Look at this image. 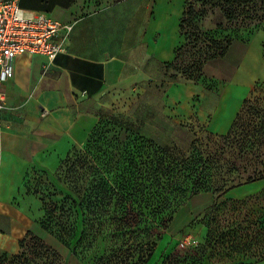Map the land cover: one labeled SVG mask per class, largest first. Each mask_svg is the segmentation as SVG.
<instances>
[{"label": "rangeland", "instance_id": "1", "mask_svg": "<svg viewBox=\"0 0 264 264\" xmlns=\"http://www.w3.org/2000/svg\"><path fill=\"white\" fill-rule=\"evenodd\" d=\"M25 1L49 7L57 0ZM117 1L88 0L82 14ZM127 1L96 17L83 16L73 22L71 34L88 19L109 18L112 36L118 39L125 29L127 45L137 46L146 2ZM147 1L151 27H145L148 33L152 31L144 74L115 83L82 102L80 110L94 119L85 143L73 147L52 172L33 168L26 177L28 193L39 201V235L19 242L16 249L0 250V264H230L236 261L232 252L206 248L208 232L216 226L227 231L236 226L242 229L257 218L264 220V189L241 196L245 191H236L238 187L228 192L233 191L235 198L216 200L212 193L195 196L172 222L164 224L152 212L161 206L160 197L150 200L152 187L144 180L152 146L183 155L195 142L201 150L215 152L217 136L227 133L244 99H258L264 107V0H247L231 8L221 3H192V12L186 16L183 13L189 5L184 0ZM226 10L233 12L234 19H226ZM226 39L230 45L222 54L221 44L214 42ZM220 101L225 105L224 120L215 116ZM94 130L95 148L90 149ZM107 153L113 155L110 162ZM131 158L136 164H129ZM222 158L225 163L228 155ZM84 159L96 168L104 188L114 197L105 198L109 202L105 209L99 207L93 215L83 211L85 217L80 219L72 204L74 197L66 190L74 182L86 185L91 178L82 167ZM236 165L246 166L247 172L253 168L250 161ZM136 166L142 190L137 195L131 187ZM72 175L74 180L69 179ZM116 190L126 194L123 202L115 196ZM235 232L238 241L242 236L238 229ZM194 241L199 242L197 247L190 246Z\"/></svg>", "mask_w": 264, "mask_h": 264}, {"label": "crops", "instance_id": "2", "mask_svg": "<svg viewBox=\"0 0 264 264\" xmlns=\"http://www.w3.org/2000/svg\"><path fill=\"white\" fill-rule=\"evenodd\" d=\"M125 1L84 14L88 0H57L49 7L25 0L19 4L26 11L73 23L129 3ZM145 2L137 46L127 45L125 29L114 38L109 18H96L86 20L70 35L65 52L51 66L45 68L47 61L41 56H22L14 61L13 76L4 85L6 105L0 114V250L6 246L16 249L20 241L39 235V201L27 192L25 180L33 168L52 172L73 147L85 143L94 119L80 110L82 102L96 98L115 83L144 74L152 31L147 32L151 27L150 3ZM224 107L220 101L215 113L223 120L227 117ZM229 123L230 119L225 122ZM261 189L264 180L236 191H245L244 196ZM231 193L225 197L235 198Z\"/></svg>", "mask_w": 264, "mask_h": 264}, {"label": "trees", "instance_id": "3", "mask_svg": "<svg viewBox=\"0 0 264 264\" xmlns=\"http://www.w3.org/2000/svg\"><path fill=\"white\" fill-rule=\"evenodd\" d=\"M198 2L202 5L221 3L232 7L234 4H245L247 0H184V4L189 6L183 15H190L192 3ZM225 17L229 21L235 16L233 12L226 10ZM184 22L185 19L181 21V23ZM214 43L221 44V53L223 54L230 45V39ZM95 134L94 130L89 137L93 141L90 146L88 142L90 149L95 148L93 138ZM217 138L216 151L208 153L196 146L195 142L191 143V151L183 155L175 154L167 147L152 146L151 144L152 152L147 153L146 160L151 159L149 163H146L148 168L144 180L149 182V187H152L149 192L150 200L154 202L157 196L160 197L161 206H156L152 212L154 216H161L164 224L172 222L184 203L195 196L202 193H212L216 194V200H218L230 190L264 180V107L258 99H244L227 133L219 135ZM225 154L228 155V158L225 163H222L224 160L222 157ZM111 155L110 153L106 154L108 162L112 160ZM91 157L94 161V153L91 154ZM243 160L252 162L253 168L250 172H247L246 166L236 165L237 161ZM135 162L136 160L131 158L129 164H136ZM82 164L84 169L89 170L91 178L86 185H78L77 182H74L66 190L69 197H74L72 204L77 206L80 219L85 217L83 211L93 215L98 213L95 210L99 207L105 209V204L109 203L104 202L105 198L114 197L112 191L104 188L102 177L96 168L93 165L89 166L86 159L82 160ZM135 168L137 171L132 178L131 187L134 188L133 192L137 195V193H142L141 182H138L141 175H139L137 166ZM241 169L243 174L238 173ZM233 172L237 173V176H230ZM73 178L72 175L69 179L74 180ZM119 187L121 184L118 185ZM115 196L120 202L125 200L124 196L119 194V190H116ZM140 215L142 216V214ZM233 226L234 224L231 223V227ZM229 229L223 231V228L220 229L219 226H216L214 230H210L207 235L209 240L206 248L218 252H232V258L236 261L230 264L264 262V220L257 218L254 221H247L246 227L242 229L238 226L231 228L232 230ZM237 229L242 236L238 241L235 232ZM216 245L221 248H216ZM151 256L152 253L150 252L146 261Z\"/></svg>", "mask_w": 264, "mask_h": 264}, {"label": "built area", "instance_id": "4", "mask_svg": "<svg viewBox=\"0 0 264 264\" xmlns=\"http://www.w3.org/2000/svg\"><path fill=\"white\" fill-rule=\"evenodd\" d=\"M20 0H0V114L6 105L4 85L13 76V63L22 56H41L51 66L65 52L73 23L61 22L46 13L26 11ZM190 243V242H189ZM198 241L190 243L197 247Z\"/></svg>", "mask_w": 264, "mask_h": 264}]
</instances>
